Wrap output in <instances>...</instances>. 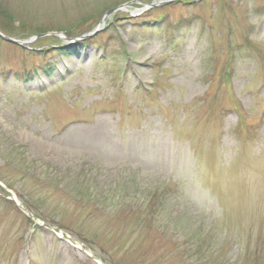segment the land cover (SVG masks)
I'll use <instances>...</instances> for the list:
<instances>
[{"label":"rangeland","instance_id":"1","mask_svg":"<svg viewBox=\"0 0 264 264\" xmlns=\"http://www.w3.org/2000/svg\"><path fill=\"white\" fill-rule=\"evenodd\" d=\"M132 1L159 0H0L5 36L56 34L0 38V264H98L69 238L103 264H264V0L134 2L55 53Z\"/></svg>","mask_w":264,"mask_h":264},{"label":"trees","instance_id":"2","mask_svg":"<svg viewBox=\"0 0 264 264\" xmlns=\"http://www.w3.org/2000/svg\"><path fill=\"white\" fill-rule=\"evenodd\" d=\"M153 11V9H150L148 11L145 12V14H143L144 16L145 15H148V14H151ZM42 32H39V33H35L34 35H38V34H41ZM46 33V32H45ZM78 36V35H77ZM56 38V37H54ZM39 39H42V38H39ZM38 40V39H37ZM93 42V39H88V40H84L80 43H76L75 45L69 47L66 49V47L63 45L60 46V47H57L58 49L57 50H54L55 53L60 56L62 59H70L71 57H75V54L78 52L79 50V46H86L90 43ZM79 45V46H78ZM44 52H46V50H43ZM102 54H105L104 51ZM127 68H125L126 70ZM56 67L51 65V63L47 62V63H44V64H41L39 66H36L34 68H29V69H24L20 72H18L21 76H23L26 81H36V80H39L41 79L42 77H50L52 76V74L55 72Z\"/></svg>","mask_w":264,"mask_h":264},{"label":"water","instance_id":"3","mask_svg":"<svg viewBox=\"0 0 264 264\" xmlns=\"http://www.w3.org/2000/svg\"><path fill=\"white\" fill-rule=\"evenodd\" d=\"M173 1L174 0H165V1L164 0H159L157 2H151L149 4H142L143 5V8L141 9V11L147 10V9L152 8V7H155V6L164 5L166 3H170V2H173ZM131 3L132 2H128V3H125L124 5H119V6L115 7V8L113 7L112 9L106 11L103 14V16L101 17V19H100L99 24L97 25V27H95V29L92 32H90L88 34H85V35H82L79 38L71 39V41H76L78 39H85V38H89L91 36H94L100 30H102L104 28L105 22H106L107 18H109L112 14H114V12H116L118 10H125V8L127 7V5H129ZM0 38L4 39L7 42H10V43H13V44H16V45H19V46H27L32 41V39L31 40H28V41H20V40L11 39L10 37L4 36L2 33H0ZM93 259H95V258H93Z\"/></svg>","mask_w":264,"mask_h":264},{"label":"bare ground","instance_id":"4","mask_svg":"<svg viewBox=\"0 0 264 264\" xmlns=\"http://www.w3.org/2000/svg\"><path fill=\"white\" fill-rule=\"evenodd\" d=\"M77 248H79V247L77 246Z\"/></svg>","mask_w":264,"mask_h":264}]
</instances>
